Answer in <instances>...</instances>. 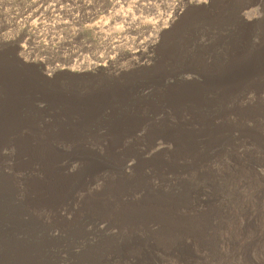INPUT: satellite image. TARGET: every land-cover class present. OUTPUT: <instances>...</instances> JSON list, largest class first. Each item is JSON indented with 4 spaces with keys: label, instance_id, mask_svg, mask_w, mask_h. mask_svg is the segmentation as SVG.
<instances>
[{
    "label": "bare ground",
    "instance_id": "obj_1",
    "mask_svg": "<svg viewBox=\"0 0 264 264\" xmlns=\"http://www.w3.org/2000/svg\"><path fill=\"white\" fill-rule=\"evenodd\" d=\"M249 45L231 36L226 61L177 79L170 63L201 62L174 41L167 65L82 94L0 58V264H59L92 236L68 264H207V245L264 264V40ZM146 137L160 151L127 161Z\"/></svg>",
    "mask_w": 264,
    "mask_h": 264
},
{
    "label": "rangeland",
    "instance_id": "obj_2",
    "mask_svg": "<svg viewBox=\"0 0 264 264\" xmlns=\"http://www.w3.org/2000/svg\"><path fill=\"white\" fill-rule=\"evenodd\" d=\"M209 1L0 0V58L43 87L52 88L55 83L49 81L56 79L55 86L82 94L137 79L161 63L167 65L166 45L187 41L201 64L196 59L180 60L167 70L177 79L188 78L190 69L226 61L231 36L247 35L250 48L264 40V0H215L225 2L220 17L210 16ZM173 30L176 35L170 36ZM35 105L48 108L45 102ZM161 148L158 138L146 137L132 145L126 160L140 154L147 157ZM256 171L264 181V170L257 167ZM92 237L86 243L75 242L68 255L59 254V264H68L69 253L80 254L95 241ZM212 249L207 245L204 251L209 253L207 264H217L220 258ZM158 259L154 264H198L197 260Z\"/></svg>",
    "mask_w": 264,
    "mask_h": 264
}]
</instances>
